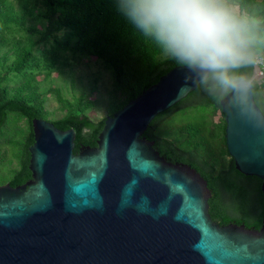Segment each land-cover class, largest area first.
<instances>
[{"label": "water", "instance_id": "95a60500", "mask_svg": "<svg viewBox=\"0 0 264 264\" xmlns=\"http://www.w3.org/2000/svg\"><path fill=\"white\" fill-rule=\"evenodd\" d=\"M238 96L177 59L103 119L93 148L42 119L16 178L0 186V264H264V90L248 62ZM223 118L235 215L207 214L209 167L150 136L174 112Z\"/></svg>", "mask_w": 264, "mask_h": 264}, {"label": "trees", "instance_id": "16d2710c", "mask_svg": "<svg viewBox=\"0 0 264 264\" xmlns=\"http://www.w3.org/2000/svg\"><path fill=\"white\" fill-rule=\"evenodd\" d=\"M228 2L238 4L237 0ZM255 6L262 7L260 20L254 21L256 13L245 14L250 21H254L251 25L254 38L248 47L251 70L254 56L264 53V1ZM244 7L241 5L239 13ZM61 31L64 32V39L57 41L55 34ZM21 33L29 37L36 35L37 38L31 42L28 37L18 35ZM50 42L69 50L71 54L93 58L109 72L113 91L120 100L111 107L107 116L119 111L148 88L151 76L161 67L178 59L162 41L146 35L126 17L123 0H0V64L6 63L9 56L11 58V62L0 71V139L4 138L16 151L14 158L18 162V171L13 170L15 177L9 185L23 168L31 136L30 121L44 120L29 84L33 82L35 74L42 70L49 71L57 62L58 54L49 45ZM38 44H41V48ZM11 76L20 77V87L17 94L7 97L3 83ZM261 85L264 90L262 82ZM26 88L30 91L22 94ZM206 108L212 113L218 112L222 118L216 107H189L161 121L151 130L150 136L169 144L176 151L191 152L209 167L207 214L212 222L219 224L235 215V187L227 170L223 118L221 125L215 128V136L209 140L205 136L204 125L200 121L195 123L188 115L191 111L203 112ZM9 116L15 121L23 120L28 131L23 134L19 129L8 127L6 120ZM103 119L93 122L75 106L68 109L61 119L48 122L60 131H73L72 153H75L79 147L95 146ZM14 137L17 139L13 140ZM223 157L227 161L221 165L219 161Z\"/></svg>", "mask_w": 264, "mask_h": 264}, {"label": "clouds", "instance_id": "9594fccd", "mask_svg": "<svg viewBox=\"0 0 264 264\" xmlns=\"http://www.w3.org/2000/svg\"><path fill=\"white\" fill-rule=\"evenodd\" d=\"M123 11L146 35L162 41L213 87L238 96L242 77L233 70L250 60V21L228 0H123Z\"/></svg>", "mask_w": 264, "mask_h": 264}, {"label": "rangeland", "instance_id": "374dc122", "mask_svg": "<svg viewBox=\"0 0 264 264\" xmlns=\"http://www.w3.org/2000/svg\"><path fill=\"white\" fill-rule=\"evenodd\" d=\"M262 1L264 0H237L238 4L234 6L238 13L241 5L245 6L242 12L240 11V15L246 16L245 14L249 12L256 13L254 21L257 22L261 18L259 13L262 7L255 5ZM38 25L35 26L39 28ZM18 35L24 36V38L28 37L31 42L37 38L36 35L29 37L28 34L24 33ZM55 37L57 41H62L64 32L56 33ZM49 45L55 48V53L58 54L57 62L49 71L42 70L35 74L33 82L29 84V88L34 90L35 101L39 103L42 109L43 119L45 121L59 120L68 109L75 106L93 122L105 118L111 107L120 100L118 94L113 91L112 78L109 72L93 58L89 59L71 54L69 50H63L51 42ZM38 47L41 48V44H38ZM2 49H6V47H2ZM10 62L9 56L6 63L0 64V71ZM19 83V76H11L3 83L7 89V97L17 94L20 87ZM29 88L24 89L22 94L30 91ZM188 115L195 123L200 121L204 125L205 136L209 140L213 139L216 134L215 128L222 123L219 113H212L209 108L204 109L203 112L194 110ZM6 125L13 129H19L23 134L26 132L24 121H15L11 116L7 118ZM16 139V137L13 138V140ZM10 146L4 138L0 139V154L3 156L0 163V183L5 180L6 173L13 167L12 162L16 151L12 150ZM226 161L227 158L223 157L219 162L224 165Z\"/></svg>", "mask_w": 264, "mask_h": 264}, {"label": "built area", "instance_id": "2783aa9c", "mask_svg": "<svg viewBox=\"0 0 264 264\" xmlns=\"http://www.w3.org/2000/svg\"><path fill=\"white\" fill-rule=\"evenodd\" d=\"M252 66L254 74L264 84V53L254 56Z\"/></svg>", "mask_w": 264, "mask_h": 264}, {"label": "flooded vegetation", "instance_id": "af4514ba", "mask_svg": "<svg viewBox=\"0 0 264 264\" xmlns=\"http://www.w3.org/2000/svg\"><path fill=\"white\" fill-rule=\"evenodd\" d=\"M18 122H20V121H23V120H21V119H18L17 120ZM28 131V129L26 128V132ZM28 148V147H27ZM2 158V156H0V159ZM12 164H13V167L10 169V171H8L6 174V177H5V180H4V182L2 183V184H0V186H2V185H8L9 186V182H10V180L13 178V177H15L14 175H15V173H13V170H15V171H18V162H17V160L15 159V158H13V162H12Z\"/></svg>", "mask_w": 264, "mask_h": 264}]
</instances>
